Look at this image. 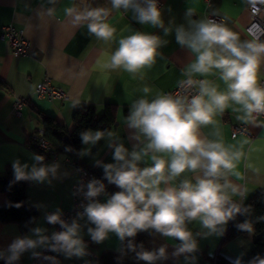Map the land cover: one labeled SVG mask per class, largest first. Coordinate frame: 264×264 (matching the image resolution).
Here are the masks:
<instances>
[{
  "label": "crops",
  "instance_id": "0c3cea01",
  "mask_svg": "<svg viewBox=\"0 0 264 264\" xmlns=\"http://www.w3.org/2000/svg\"><path fill=\"white\" fill-rule=\"evenodd\" d=\"M159 9L160 25L140 23L132 8L128 10L115 9L111 0H0V34L6 25H12L24 31L29 41L28 52L16 55L12 52L7 41L0 39V175L11 174L15 177L13 164L19 161L21 165L28 164L26 173L31 172L33 166H55V174L49 172L43 181L27 179V200L36 206L39 216L33 227L25 234L20 233L16 224L0 223V262L12 260L11 245L18 239H32L39 241L41 236L47 237L44 244L25 250L19 254L18 264H29L33 251L47 247L53 235V226L47 221V213L60 212L72 206V189L77 182L75 169L64 163L65 155L59 154L56 160L37 162L38 155L27 146V139L33 132L42 130V117L56 119L67 131L72 129V118L75 110L81 105H91L102 114L106 104L117 107V122L110 131L111 136H105L96 144H84L78 153V162L93 170L109 186L107 193L97 202L107 203L112 195L121 191L115 184L109 183L105 177L104 166L116 164L115 148L119 145L130 154L139 151L147 139L137 129L129 127V117L133 105L140 99L152 102L164 92L176 85L190 71V65L195 62L197 53L186 45L177 42V29L183 27L185 31H195L192 21H204L210 16L219 17L230 30L240 36V41L251 40L245 33L249 24L247 11L248 0H162ZM74 8L76 13L85 9L104 8L108 16L104 22L115 29L113 37L107 41L98 38L88 30V23L81 21L73 24V16L66 14V9ZM189 10L191 14H189ZM75 14V13H74ZM264 19V8L261 12ZM167 30V31H166ZM136 33L155 36L160 43L156 49L154 62L144 66L135 73H129L123 67L117 69L102 68L119 47V41ZM219 47V46H217ZM45 77L50 78L53 86L67 93L66 100L54 99L49 101L39 98L35 87ZM191 77L208 80L217 86L218 91L226 92L227 85L220 79L219 70L201 76L193 74ZM264 81V57L258 72V85ZM148 88L146 93L144 89ZM16 97L26 98L25 106L19 116L12 111V103ZM241 106L230 102V106L223 114L214 117V123L200 128L202 138L216 140L218 132L225 144L239 145L247 140L245 152L249 147H255L249 160H243L238 165L241 179L229 176L237 192L228 190L230 201L238 207L257 191L264 190V117H258L256 125L245 124L236 117L243 115L242 111H234ZM240 124L247 127L248 133L231 134L232 126ZM94 133V132H93ZM152 153L137 162V167L143 169L152 166ZM162 155V154H157ZM126 159H131L129 155ZM252 163L259 172L247 168ZM202 175V173H201ZM196 174L186 172L170 182V186H179L183 179L195 183ZM223 183V180H221ZM165 187V185H161ZM9 199L6 193L0 191V206L7 205ZM79 227V238L84 244L81 256L60 252V264H101L99 256L106 251L119 253L120 261L116 264H149L136 256L120 250L121 239L115 232H109L103 241H93L89 228H95L86 215L73 219ZM229 222L217 225L216 230L205 228L199 219L185 221V228L191 232L196 248L192 252H179L182 242L175 237H167L148 228L150 232L145 240V248L157 255L151 264H215L216 256H222L236 264L244 262L253 246L252 233L241 234L235 239L223 243ZM36 229H41L38 236ZM165 249L164 257H159V249ZM90 251L96 258L89 257Z\"/></svg>",
  "mask_w": 264,
  "mask_h": 264
},
{
  "label": "clouds",
  "instance_id": "9594fccd",
  "mask_svg": "<svg viewBox=\"0 0 264 264\" xmlns=\"http://www.w3.org/2000/svg\"><path fill=\"white\" fill-rule=\"evenodd\" d=\"M146 6H141L138 0H111L115 9L128 10L132 8L140 23L160 25L161 13L155 0H143ZM249 3L264 5V0H249ZM192 10H189L191 14ZM75 13V14H74ZM66 14L73 16V24L81 21H91L87 27L90 33L105 41L111 39L115 29L104 22L108 10L97 8L76 13L74 8L66 9ZM253 15H256L254 8ZM195 31L177 29L176 39L181 45H186L197 53L194 63L190 65L189 77L193 74L207 75L213 69L219 70L220 79L227 85V91H218L217 86L208 80L195 81L189 78L181 81L186 88L198 85L199 92L189 98L185 96L162 95L149 102L140 99L132 108L127 118L129 127L137 129L147 139L146 145L139 151L130 154L119 145L115 148L116 164L104 166L105 177L121 191L108 199L107 203H99L92 198L104 191V185L93 180L87 185L86 196L91 201L84 209V215L94 224L89 228L93 241H103L109 232H115L121 240L134 237L138 231L154 228L167 237H175L182 242L179 252H192L196 248L191 232L185 228V221L199 219L205 228L216 230L217 225L226 224L234 214L241 211L235 204L230 205L228 190L233 194L237 187L228 178L230 175L241 179L238 165L243 160H249L255 147L244 146L249 141L244 140L239 145L225 144L223 137L216 140L202 138L200 128L214 123V117L223 114L230 102L241 106L234 111H242L236 119L245 124L256 125L257 117L264 114V87L258 85V72L264 57V41L252 31L247 33L253 38L241 42L238 33L217 23L214 20L192 21ZM253 28H259L255 24ZM167 31V30H166ZM264 33V29H261ZM160 41L155 36L136 33L119 41V47L111 55L110 60L102 68L123 69L135 73L144 66H150L155 59L156 49ZM219 46V47H217ZM149 89L145 88L144 92ZM111 136L112 133L107 134ZM105 136L101 131H87L81 134L84 144H96ZM151 155L152 166L143 169L137 167V162ZM162 154V155H157ZM131 156V159L126 157ZM35 161L44 158L34 156ZM28 164L21 165L19 161L13 164L17 181L33 179L43 182L49 172L55 174L56 167L33 166L30 174L25 172ZM247 168L259 172L252 163ZM190 172L196 174L195 183L188 179L180 181L179 186H170V182L181 174ZM202 173V175H201ZM223 180V183H221ZM165 187H161V185ZM50 224L59 223L64 231L53 233L52 251H63L69 255L81 256L84 244L79 238V225L73 221L71 225L64 223L59 214L47 217ZM251 231L248 223L239 226ZM39 236L41 229L35 230ZM47 237L41 236L39 241L18 239L10 248L12 260L19 254L34 248L37 243L44 244ZM131 247V245H130ZM165 249H159V257H164ZM152 252H142L139 259L149 262L157 259ZM239 264V261L236 262ZM259 264H264L260 260Z\"/></svg>",
  "mask_w": 264,
  "mask_h": 264
},
{
  "label": "trees",
  "instance_id": "16d2710c",
  "mask_svg": "<svg viewBox=\"0 0 264 264\" xmlns=\"http://www.w3.org/2000/svg\"><path fill=\"white\" fill-rule=\"evenodd\" d=\"M0 81V87H3ZM117 107L106 104L102 114L91 105L79 106L72 118V129L67 131L56 119L42 117V136L58 154L68 156L76 161L82 147L81 134L87 131H101L108 134L117 122ZM27 179L17 181L11 174L0 175V191L7 194L9 203L0 206V223L16 224L20 233L25 234L35 224L39 212L35 205L27 200ZM235 204L230 201V205ZM241 211L228 220L229 226L223 237V243L229 242L241 234L254 235L250 256L241 264H259L264 260V190L254 193L246 203L240 207ZM248 223L251 231L240 228ZM150 232L138 231L134 237H125L120 243V250L132 254L139 259V254L149 252L145 248V240ZM131 245V247H130ZM101 264H116L120 261L119 253L106 251L99 256ZM0 264H18L17 261H2ZM215 264H235L222 256H216Z\"/></svg>",
  "mask_w": 264,
  "mask_h": 264
},
{
  "label": "built area",
  "instance_id": "2783aa9c",
  "mask_svg": "<svg viewBox=\"0 0 264 264\" xmlns=\"http://www.w3.org/2000/svg\"><path fill=\"white\" fill-rule=\"evenodd\" d=\"M141 3V6H146L143 0H138ZM158 10L161 8L163 1L155 0ZM254 8L256 10V15H253ZM264 8V5L256 4L253 6L249 3L247 5V11L249 14V24L245 27V33L251 39L253 38L251 35L247 33L249 28H252V31L260 36L261 41H264V33L261 32V29H264V19L261 17V12ZM207 20H214L217 23H221L222 20L217 16H210ZM258 24L259 28H253L252 26ZM0 39L7 41L10 45L11 50L16 55H25L28 52L29 41L25 37L24 31L22 29H17L12 25H6L1 29ZM189 78L199 81L203 80L202 78L195 77H185L181 81H187ZM180 81V82H181ZM178 83L176 87L173 89L166 91L163 95H172V96H187L189 100L192 96L198 94L199 87L198 85H194L192 87L186 88V85H182ZM264 84V81L261 82V85ZM260 86V85H259ZM35 93L39 98H45L49 101L54 99L57 100H66L67 93L62 89L53 86L50 82L49 77H45V79L38 83L35 87ZM26 98L24 97H16L12 103V111L16 116H19L21 113V109L25 106ZM258 117H264V114H260ZM257 117V118H258ZM248 133L247 127L245 125L236 124L232 126L231 134L236 136L238 134H246ZM42 130L33 132L29 135L27 139V146L35 151L39 156H42L46 160H56L58 158V153L53 150L50 146L49 142L42 136ZM64 163L71 165L77 175L78 179L72 189V206L70 209L60 211V212H48L47 217L52 214H59L60 219L64 221V223L69 224L73 219L80 218L84 216L85 207L91 202L89 198L86 196L88 191L87 185L91 183L93 180L100 181L104 185V191L97 197L92 198L95 201H98L99 198L107 193L109 190L108 184L93 170L84 167L81 165L78 160L74 161L70 159L68 156L64 158ZM53 233H58L64 231L59 223L52 224ZM54 244V241H50L47 247L36 250L32 252L31 261L29 264H60V250L52 251L51 245ZM86 254L89 257H95L90 251H86Z\"/></svg>",
  "mask_w": 264,
  "mask_h": 264
}]
</instances>
